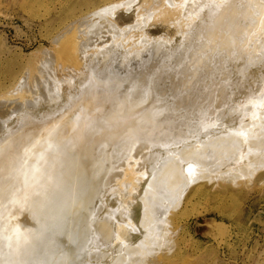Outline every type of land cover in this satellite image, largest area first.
<instances>
[{
  "label": "bare ground",
  "instance_id": "bare-ground-1",
  "mask_svg": "<svg viewBox=\"0 0 264 264\" xmlns=\"http://www.w3.org/2000/svg\"><path fill=\"white\" fill-rule=\"evenodd\" d=\"M101 1L57 35L36 73L0 93L2 198L28 214L12 230L31 264H148L196 191L264 169V0ZM139 1L134 26L121 28L116 13ZM151 24L174 25L175 37H150ZM253 111L237 133L196 146L183 145L196 129L178 132L209 119L228 129L235 112ZM242 150L248 165L224 171Z\"/></svg>",
  "mask_w": 264,
  "mask_h": 264
},
{
  "label": "rangeland",
  "instance_id": "rangeland-1",
  "mask_svg": "<svg viewBox=\"0 0 264 264\" xmlns=\"http://www.w3.org/2000/svg\"><path fill=\"white\" fill-rule=\"evenodd\" d=\"M141 1L136 3L130 12L120 10L116 13L115 19L121 28L134 26L138 18V9L142 6ZM101 2V0H0V93L5 91L17 79L28 78L33 70L36 73V65L45 56L43 51L47 50L50 54L56 52L54 39L57 38V35L66 26L68 27L69 23L86 14L94 4H100ZM241 2L245 3V0ZM173 9L174 6L171 8L168 6L166 12L173 11ZM253 10L249 11L252 12ZM248 17L252 18L254 16L249 13ZM147 33L152 38L171 39L175 37L176 27L171 24H151V27L147 29ZM144 48L146 49L145 44L137 50L142 49L143 53ZM135 54H138V52ZM119 56L123 57L124 55ZM132 56L131 60L138 57L135 58L134 54ZM140 56H143V54ZM140 56L136 59L137 62H139ZM122 57H118V60H116L121 62H115L117 73L118 69L122 68L120 66L123 61ZM116 66H119L118 69ZM97 69L99 70V68ZM138 70H130L131 75L135 76L140 73V70ZM35 73L33 72V74ZM172 73L174 72H171L170 75ZM166 75L159 76L160 83H162L161 80L167 77ZM20 80H17V82H20ZM98 87L101 88L102 86ZM233 109L227 110L228 114ZM262 109H264V105ZM254 114L255 111L247 112L245 116H242L235 112V117L231 115V118H236V122L228 129L222 127L224 124L222 119L221 121L220 119H209L201 121L199 125L190 123L189 127L186 126L185 129L178 132L196 129V132L191 134L188 141L183 144L185 147L188 145L196 146L209 139L218 138V136L221 138L225 135L237 133L238 126L243 127L245 124H249ZM130 126H122V128L126 127V130ZM165 132H167V136L172 133V131L168 132L167 129H165ZM215 132L219 133L216 134ZM170 139V137L164 138L165 141L161 143L162 146H169L170 143L166 141ZM141 140V138H137L135 141ZM135 151L136 148H133V153ZM240 152L241 159L229 160L223 167L224 171L248 165L245 158H243L245 150ZM123 156V154H119V164L125 162ZM136 163L143 164V160L139 159ZM246 182L244 179L242 182L240 181L238 186L233 185L237 184L236 182H233V184L231 182L228 186H224L219 182L217 185L215 184L216 186L206 187L205 191H196L197 193H194L195 195L192 197V202L182 212V219L175 229L176 233L171 237L173 242L171 241V244L167 243L168 247L166 246L162 251L164 253H161L163 256L157 255L158 257L152 259L155 264H264V169L258 172L254 179ZM245 183L246 187L242 185H245ZM21 184L20 189H26L30 186L29 183L24 184L23 181H21ZM1 186L0 233L5 230L6 234H4V238L0 239V264H31L32 261L23 255V243L20 240H15L13 232V230L17 231L21 222H28L26 219L28 214L26 211L20 212L18 207L2 198L8 189L1 188ZM123 234L125 237L130 235L128 233L127 235ZM8 236L11 237L8 239L9 243L16 250L14 256L11 255V252L9 253V256L13 258V263L8 262V259L3 256L4 252L11 250L6 239ZM107 247L110 246L96 250V253L109 255L112 250L107 251ZM56 254L60 258H65L62 255L63 251L56 252ZM152 260L148 264H152ZM104 262L107 264L109 259ZM93 263L100 264L102 262ZM52 264H62L61 259L56 258L55 263Z\"/></svg>",
  "mask_w": 264,
  "mask_h": 264
}]
</instances>
